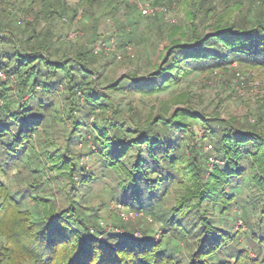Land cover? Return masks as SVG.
Listing matches in <instances>:
<instances>
[{"label": "trees", "instance_id": "16d2710c", "mask_svg": "<svg viewBox=\"0 0 264 264\" xmlns=\"http://www.w3.org/2000/svg\"><path fill=\"white\" fill-rule=\"evenodd\" d=\"M105 1L81 0L89 8L104 6L101 17L128 15L125 24L116 22L118 32L127 35L119 37L118 47L125 48L132 42L136 6L130 0ZM187 8L185 40L167 46L151 70L105 78L104 86L95 69L101 56L93 55L85 42L74 46L53 33L56 18L70 26L76 16L75 10L69 13L67 0H30L32 18L27 24L0 10V72L17 82L19 98L0 82V235L12 245L0 247L8 254L0 264L12 260L22 264L19 259L27 264H262L244 249L231 251V259H225L221 250L236 243L233 222L247 219L241 204L244 180L256 187L264 202V124L258 129L264 119L259 116L255 123H241L197 115L190 104L172 112L167 107L138 110L115 99L117 92L152 97L192 71L225 68L232 62L264 67V0H248L243 9L240 0H189ZM159 16L148 17L146 28L153 31L156 21L166 24ZM91 29L98 38L94 43L104 40L97 26ZM26 32V39L17 37ZM60 94L63 106L57 115ZM91 116L96 119L90 122ZM188 120L213 138L216 164L209 171L199 148L192 149L189 158L184 154V135H194L196 126ZM55 122L64 128L63 143L54 154L45 141L40 152L55 173L50 184L42 175L45 167L33 139L55 129ZM84 156L90 160L87 169L81 164ZM17 168L39 174L33 181L24 180L20 191L10 192L1 177ZM102 183L103 197L150 216L164 233L189 238L193 247L186 244V255L177 257L166 242H155L151 232L137 237L133 224L121 220L117 226L123 232L104 231L99 209L90 203ZM41 187H47L48 195ZM170 190L179 194L174 205L166 208ZM27 197L35 200L34 215L23 209ZM232 203L241 204L243 216H228ZM260 225L252 233V242L258 237L264 247Z\"/></svg>", "mask_w": 264, "mask_h": 264}, {"label": "rangeland", "instance_id": "374dc122", "mask_svg": "<svg viewBox=\"0 0 264 264\" xmlns=\"http://www.w3.org/2000/svg\"><path fill=\"white\" fill-rule=\"evenodd\" d=\"M30 0H0V10L5 9L9 12L17 15L21 22L28 23V20L32 18L30 14H28V3ZM103 1L105 4V0ZM145 3H150L155 7L158 16L162 14L163 18L166 19V24H160L159 21L154 22V30L152 28H146L147 18H140L139 15H134L136 19V24L133 26V30L131 33V41L127 46L131 47L130 53L126 50V47L123 46L118 47L119 40L122 35H126L125 33L112 32L107 25H101L99 31L104 34V39L108 37V35L113 36L117 42L116 53L122 56L121 60H116L114 56L108 57H98L96 59L97 68L96 71L100 72L102 75V79L100 80V84L104 86L106 84V79H119L124 74L133 73L140 71L146 72L148 68L152 69L151 66L153 64L159 63L161 58L164 55L165 48L169 46L172 42L179 40H185L187 37V28L189 24V19L186 17L187 11V3L189 0H138ZM242 3V9L246 6V2L248 0H240ZM257 1V0H255ZM259 1V0H258ZM79 2L81 0H68L72 6H74V10L78 9L81 12V19L83 21L85 17V12L87 13L86 17L90 18V8H94L95 5L89 8V5L85 2H81L79 6ZM219 4V3H218ZM77 6V7H76ZM97 6H99L97 4ZM103 8L101 5L98 9ZM237 11H235V15H237ZM160 17V16H159ZM12 18V17H11ZM9 16L7 17V21L12 23V19ZM80 19V20H81ZM55 27L53 28V33L56 37H61L62 41L72 42L68 38H65V35L68 33L74 34L77 30L80 36H78L77 43H87L88 49L91 52V46L94 41L98 40V38L94 37L93 29L90 28L91 23H89L88 28L83 27L84 23L79 26V29L70 27L65 21L62 19L56 18L54 20ZM67 22V21H66ZM22 23L21 25L25 24ZM198 24V22H194ZM86 24V23H85ZM87 25V24H86ZM199 27L198 29H200ZM73 31V32H72ZM75 31V32H74ZM201 31V30H198ZM18 38L26 39L28 37V32L25 34H17ZM72 36V35H71ZM127 36V35H126ZM72 44V43H71ZM70 44V45H71ZM74 45V44H73ZM75 46V45H74ZM66 47H68L66 45ZM71 50V48L69 49ZM132 54V55H131ZM131 55V56H130ZM106 63V64H105ZM0 82L5 84L7 87H10V92H13V96L18 98V86L17 82L13 79L6 77L2 72H0ZM104 79V80H103ZM115 99L122 100V105L124 107L127 106V103L134 104L135 107L148 109L154 108L153 111H158L160 108L167 107L169 112L174 111L177 107H181L183 104H190L194 109V113L197 115L204 114L207 117H218L222 120H233L238 122H247V123H255L259 116L264 119V67H248L238 62H232L225 68H218L214 70H204V71H192L189 75L184 76L177 84L172 85L170 87L165 88L163 91L155 94L152 97H140L139 95H131L126 92H117L115 94ZM16 99V98H15ZM60 104L56 105L57 113L61 114V106L63 102V96L60 94L59 96ZM58 102V103H59ZM263 115V116H262ZM98 118V116H97ZM62 122L69 125V121L65 120V118H61ZM96 117L91 116L90 122L94 121ZM100 119V118H99ZM100 122V121H99ZM189 123H193L191 120H188ZM55 129L48 132L44 136L37 135L33 140L34 149L37 150V154L41 157L42 166L45 167V173L42 174L43 177L50 181L55 173L50 168L51 166L45 157L41 155L42 147H44L45 141L50 145L48 148L54 154L57 150L60 149L61 144L63 143V132L64 130L62 124L53 123ZM65 124V126H66ZM264 122L260 123L258 129H261ZM195 126L196 124L193 123ZM68 128V126H67ZM69 130V129H68ZM195 133L185 134L183 141V151L186 158H189V153L195 147L199 148L203 159L206 160V166L208 171L212 169L213 164H216V160L214 159L213 148H212V137L207 136L206 134L198 127L195 126ZM263 133L264 131L261 130ZM211 146V148H209ZM63 147V145H62ZM80 145L77 149H80ZM91 151H94L93 147H91ZM211 158V160H210ZM81 164L87 169V165L90 160H88L87 156H84L81 160ZM218 163V161H217ZM48 167V168H47ZM47 169V171H46ZM31 170L25 171L23 168H17L16 170L8 173L6 176H2V182L6 185L10 192L20 191L24 188L25 182L24 180L33 181V177L38 174L30 173ZM249 180V179H248ZM245 181V180H244ZM241 184L243 187V199L241 204L247 210V219L246 222L243 219L238 218L233 222L234 233H237L238 237L236 239V243H231L228 247V250L222 249V256L225 259H231L232 256L230 254L231 251L237 249H244L247 251L249 257L254 260L260 261L264 264V247L259 243V238L256 237L254 242H252V233L258 231V225L260 228L264 226V202L261 201L259 196L260 192H257L256 187L254 185H250V183L246 180ZM45 183V182H44ZM248 184L250 186H248ZM48 186V185H46ZM105 184H100L98 188L95 190L96 196H92L90 203L94 208H98L97 211L99 214L100 222L104 225H100V228L104 229V231H113L117 230L121 231L117 226L119 221H123L128 224H133L134 235L139 237L141 232H151V236L154 241L162 240V242H166L168 248L175 251V255L180 257L182 255H186V244L189 247H193V244L190 242V239H186V241L178 235H172L164 233L162 225H159L157 221H154L150 216L147 215H134L129 210V208H123L124 216L128 217L127 219H123L121 213L115 210L116 200L109 201L108 198L103 197L102 192H100ZM52 187V185H51ZM42 188V187H41ZM47 187H43V191L48 195ZM55 188L52 189V191ZM36 191V190H35ZM57 199H60L58 192H54ZM179 192L175 190H170L168 192L167 197L165 198L166 208H170L174 205L176 196H178ZM258 200H255L257 199ZM104 201L105 204L100 207L101 202ZM255 203V205H253ZM241 204L232 203L231 207H228L227 212L228 216H232L234 214L239 215V206ZM22 206L24 210L30 209V213L34 215L37 211V207L35 205V200L30 198H26L22 202ZM253 207V208H252ZM256 207V208H255ZM255 208V209H254ZM239 213V214H238ZM128 214V215H127ZM130 214V215H129ZM241 216H243L241 211ZM188 220V216L185 218ZM144 226V228H142ZM168 240V242H167ZM5 245L7 247H11L12 245L6 242V238L0 235V247ZM4 250L0 249V259L6 258L8 255L7 252L5 256ZM17 261V260H16ZM14 260L11 261L13 264ZM18 262L22 264H27L26 261L19 259Z\"/></svg>", "mask_w": 264, "mask_h": 264}, {"label": "built area", "instance_id": "2783aa9c", "mask_svg": "<svg viewBox=\"0 0 264 264\" xmlns=\"http://www.w3.org/2000/svg\"><path fill=\"white\" fill-rule=\"evenodd\" d=\"M130 3L136 6L137 10L139 11L140 16L143 18L151 17L156 12L155 7H153V5L150 3H145L142 1H138V0H130ZM115 44H116L115 38L111 35L110 36L108 35V37L105 40L98 41V42L91 45V53L95 56H103V57L114 56L116 60H121L122 56L120 54L116 53ZM126 50H128L127 53L128 52L130 53L131 47L126 46ZM0 77H1V75H0ZM209 148H211V146H209ZM210 160H211V158H210ZM123 208H126L123 204L116 203L115 210L119 211L121 213L122 218L125 220L128 217L124 216ZM129 213L130 214L132 213L131 217H129V218H132L133 214L136 216H138L140 214L143 215L142 213H135L132 211ZM133 217H135V216H133ZM100 225H104V224L100 222Z\"/></svg>", "mask_w": 264, "mask_h": 264}, {"label": "crops", "instance_id": "0c3cea01", "mask_svg": "<svg viewBox=\"0 0 264 264\" xmlns=\"http://www.w3.org/2000/svg\"><path fill=\"white\" fill-rule=\"evenodd\" d=\"M80 3L81 2H79V6H81L80 5ZM93 5H95V4H93ZM92 5V6H93ZM67 6L69 7V13H71L72 11H74V6H72L70 3H68V0H67ZM77 7V6H76ZM97 7V8H96ZM90 10L91 11H93V12H95V18L96 17H98V21H96L95 22V19H93V18H88V17H84V19H83V21H82V19H81V12L80 11H78V9H76L75 11H76V13H75V18L72 20V22H71V25H70V27H74V28H77V29H79V26L81 25V24H83L84 23V25H83V27L84 28H86V29H89L88 28V25H89V23L88 22H90L91 23V25H90V28L91 27H95V26H97L98 28L101 26V25H107V27H109L110 28V30H112L111 31V33L114 31V32H117V30H118V26H117V23L116 22H121V23H126L127 21H128V15L126 16V15H124V13H122L121 12V15H120V18L119 19H113V18H111V17H101L100 16V13L102 12L101 11V9H98V6H96L95 5V7L94 8H90ZM136 15H139V17H140V14H139V11L137 10V8H136ZM141 18V17H140ZM81 19V20H80ZM87 25H86V24ZM100 29V28H99ZM76 31V32H75ZM75 33L74 34H72L71 32L70 33H68V34H66L65 35V38H68L69 40H71L72 42V44H76V41L78 40L77 38H78V36H80V34H79V32H77V30L75 29ZM73 32V31H72ZM72 35V36H71ZM106 39V38H105ZM104 39V40H105ZM91 46V45H90Z\"/></svg>", "mask_w": 264, "mask_h": 264}]
</instances>
